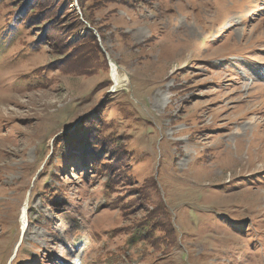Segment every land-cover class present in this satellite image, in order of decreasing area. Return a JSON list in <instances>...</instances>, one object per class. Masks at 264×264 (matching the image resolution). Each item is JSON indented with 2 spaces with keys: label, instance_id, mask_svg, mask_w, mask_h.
<instances>
[{
  "label": "rangeland",
  "instance_id": "374dc122",
  "mask_svg": "<svg viewBox=\"0 0 264 264\" xmlns=\"http://www.w3.org/2000/svg\"><path fill=\"white\" fill-rule=\"evenodd\" d=\"M57 1H0V264H264V0ZM110 94L96 167L67 158Z\"/></svg>",
  "mask_w": 264,
  "mask_h": 264
},
{
  "label": "trees",
  "instance_id": "16d2710c",
  "mask_svg": "<svg viewBox=\"0 0 264 264\" xmlns=\"http://www.w3.org/2000/svg\"><path fill=\"white\" fill-rule=\"evenodd\" d=\"M2 1V0H0ZM59 3V11L60 9H63V7L69 4H72L73 0H58L56 2V5L58 6ZM78 3L80 7L82 8V18L85 21H89L91 18V13L85 7V0H78ZM68 9V7H66ZM75 14V13H74ZM35 13H32L31 15H28L26 13V9L21 6V8H17L15 12V17L13 18L14 21L18 23H23L25 26L31 27L33 25H36V21H34ZM74 19L76 20L73 24V27H71L70 30H68L65 35H56L54 38H58L59 41H62V38L67 39L70 36L69 42L66 46H72L73 52H76L79 54V57L81 58L82 64H84L88 69L92 71H102L106 73V80L100 84H105V86H108L111 84L110 79V61L106 58L105 53L99 46L96 38V33L93 31V28L85 27L84 33L80 34L77 39H75V32L76 30L83 26V21L78 17V14L74 15ZM86 26V25H85ZM49 32L50 34H46ZM52 32L50 30H46L44 34L41 32L36 35L32 42V49L35 51H38V49L41 47L43 43H45V39H49ZM101 35V34H100ZM70 53V52H69ZM71 54V53H70ZM54 64H45V66L40 67L36 69L35 74H32L34 77H40L42 80H44L47 83H52L54 80L51 78L46 77V71L54 69ZM117 94V93H116ZM115 94H110L107 96L106 100L101 101L96 108V110L88 115H85L81 120V125L78 127L75 131H72L69 134L63 135V139L67 138V146L65 155L67 158H71L72 156L77 157L79 160L82 161V164L87 165L92 161L91 168L96 167L97 160L96 158H100L102 151L100 150V145H98L99 142L94 140V134H92L91 130H94L96 125H99L102 122L101 115L103 114V106L106 104H110L111 102H114L118 105L119 109L121 111L127 112L129 111V106H120L116 98H114ZM110 101V102H108ZM82 126V127H81ZM73 136L74 138L70 137ZM70 137V138H69ZM94 159V160H93ZM94 161V162H93ZM163 164V161H161ZM161 169V168H160ZM160 200V199H159ZM161 205L163 203L160 200ZM156 206H160L159 203H155ZM163 207V206H162ZM164 208V207H163ZM164 217V222H166V213H169L166 208L161 212ZM219 220V218H217ZM159 224V223H157ZM175 228H174V235H175ZM170 231L172 232V227L170 228Z\"/></svg>",
  "mask_w": 264,
  "mask_h": 264
}]
</instances>
